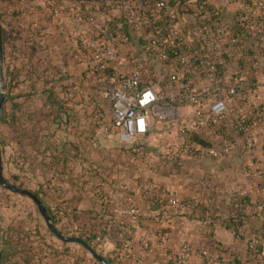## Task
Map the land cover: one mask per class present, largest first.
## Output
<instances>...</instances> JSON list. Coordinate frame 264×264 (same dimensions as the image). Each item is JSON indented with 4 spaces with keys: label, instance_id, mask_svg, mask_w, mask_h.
Segmentation results:
<instances>
[{
    "label": "trees",
    "instance_id": "16d2710c",
    "mask_svg": "<svg viewBox=\"0 0 264 264\" xmlns=\"http://www.w3.org/2000/svg\"><path fill=\"white\" fill-rule=\"evenodd\" d=\"M71 1H78L80 3L101 1L106 3L107 0ZM119 1L123 2L125 0ZM131 1L139 3L149 14L155 12L160 15H165V10L157 6L160 1H165L173 8H180L181 4L188 5L190 1L195 6L200 5V8L203 10L196 17L198 22L192 25L193 28L213 25L214 22L219 21H223L229 26V29L226 30V35H223V41H221L219 47L221 48L222 56H214L213 53H210V51H213V48L208 50L207 44L203 43V41L196 44V58L190 60L186 75L187 82L193 85L195 84L194 74L190 73V71L200 69L203 75L209 77L215 76L221 79L220 94L226 96L228 86L225 85L224 76L227 69L233 68L236 62L239 69L251 67L252 61L260 58L261 52L264 56V11L260 5V3H264V0H240L242 8H236L231 14L227 11L226 6L222 4L223 0ZM236 1L228 0L231 3ZM52 10L54 14V8ZM122 10L121 17L126 21L124 6ZM23 14L25 12H19L16 16V23L8 22L7 25L3 24L2 16L0 15L3 29V47L7 62V93L4 103V115L0 122L7 124L8 134H10L12 141L17 145V162L21 161V168L28 164L33 167L37 166L38 168L36 169H42L44 175L51 174L44 183L38 185V188L34 192L47 204L53 222L65 235L74 234L79 236L95 249L98 248L97 245L101 244L106 237L112 239L117 245H123L129 237L122 226L116 221L114 207L110 202L111 194L104 184H110V179H116L113 184L127 181L126 178H118V175H120L118 172L121 169H118L117 166H122V170L127 172L130 170V172L134 173L135 180L139 182H143L144 179H148L149 177L140 174L137 169L138 167L134 169L133 166L135 165L133 163L129 164L127 159L123 161L120 154L116 155L115 157L117 158L114 159L115 150H108L106 154H103V160H110L106 165H103V160L96 159L87 151V146L89 145L85 143L91 135L95 134L98 123H101L105 117L104 101L106 100L103 97V92L110 87L109 80L112 77L119 79L121 73L114 68L115 60L102 59L95 62L93 54L95 47H90L77 40L79 48L88 54L90 59H88L89 62L84 71L78 73V75H72L67 69L69 57L62 56L60 63L56 58L55 50L48 41L44 40V28L39 24L38 19L32 17L31 20L26 21V19L22 18ZM88 17L89 15L86 18ZM125 27L128 26L125 24L120 29L118 26H114L113 23L107 29L111 30L115 36H119L116 40L117 44L136 47L137 54L134 57H129V60L133 61L136 57L141 59L143 62V72L145 71L143 75H146L147 79H149L150 70L154 64L153 60H158L144 53L143 46L145 43L142 39H131L130 42L122 43L123 35L130 34L126 33ZM209 27L213 29V26ZM101 33L100 31L94 42L99 38ZM237 48L239 49L236 50ZM238 51L243 52V55L238 56L236 54ZM247 53L250 54L249 57L251 59L249 61H246L245 58ZM82 58L80 56L77 58L78 64L83 62ZM207 62L214 63V71L209 68ZM164 63L165 61H161V64ZM231 80L233 86L238 85L234 70ZM21 85H25V89L16 92L15 89ZM36 99L42 100V104L36 103L37 105H35ZM234 100L236 103L240 101L242 107L250 103L243 95L240 99L237 95ZM262 105L260 103L254 105L252 116L255 115L256 118L261 116L264 108ZM228 109H230V105ZM227 115L228 111L226 117L219 118L217 123L210 124V130L220 136V142L206 137V131L188 132V135H186L188 136L187 140L180 144L179 150L173 155L166 154L162 156L160 162H163L164 166H168L171 173L173 171H181L185 163L183 159L184 154L197 158L202 156L213 157L203 155L200 148L220 146L225 140L232 142L233 134L230 133L228 128ZM254 118L248 117L246 123L251 124ZM72 122H76V139L71 141L67 139L66 141L62 140L59 142L57 138L58 133L65 131ZM82 123H84V128L80 130L79 128ZM233 127L245 138L247 132L240 129L241 123L239 120L233 121ZM86 131L89 133L88 138L85 137ZM81 135H83V138H86L84 142L81 140ZM68 143L71 144L70 149L67 147ZM198 145L200 148L197 147ZM146 153V150L137 151L136 149H131L127 152L126 157L134 159V162H137L136 164L139 166L145 160ZM230 153L222 152L220 157L227 156ZM156 172L160 174L168 173L167 170L160 171L157 169ZM94 174L101 178H94ZM124 177H126V174ZM66 183L67 187L64 186ZM216 195L217 193L212 191L208 197L209 200L216 199ZM237 196L236 202L232 205L231 214L225 218H221L220 221L238 239L243 240L246 236H249L246 235L249 223L245 212L248 198L244 195ZM84 199H90L92 206L84 209L81 208L79 204ZM187 203L189 205L190 218L196 217L199 211L205 212L201 199L190 198L187 200ZM212 207H215V203L212 204ZM217 212L218 208L214 209L212 214H209V223L205 228V236L209 248L198 250L203 263L211 262V264H215L217 260L231 258L234 264H257L264 255L255 251V248L252 246L246 249V260H243L242 258L233 257L231 247L223 245L220 241L214 239L213 230L219 219L216 216ZM64 220H67L68 227L67 225L61 226L60 222ZM81 221L83 222L82 224L80 223ZM2 231L3 233L0 234L2 264H50V258L44 255V252L48 248H52V256L59 255V250L55 246L41 244L45 237L39 226L35 223L33 224V217L31 215L25 219H18L15 224H11L6 228H0V233ZM254 239L260 241V243H256V246L262 251L264 245H262L261 240L264 239V234H255L250 239V245L253 244ZM204 250L208 251V255L203 254ZM87 258L88 251L83 247L81 253L78 255L76 264H83ZM91 258L95 264H100L94 257ZM52 264L63 263L54 261Z\"/></svg>",
    "mask_w": 264,
    "mask_h": 264
},
{
    "label": "crops",
    "instance_id": "0c3cea01",
    "mask_svg": "<svg viewBox=\"0 0 264 264\" xmlns=\"http://www.w3.org/2000/svg\"><path fill=\"white\" fill-rule=\"evenodd\" d=\"M121 3L122 1L119 0H111L105 3L106 6H104V2L101 1L80 3L78 1L60 0L58 3L56 0H48V3L41 7L38 21L44 28V40L48 41L53 49L55 48L56 58L60 63L62 56L69 57L67 69L72 75H78V73L84 71L89 62L88 59H90V56L79 48L77 40L93 47L94 39L102 31L101 29L108 28L113 23L114 26H118L120 29L126 24L128 26L125 27L126 33H130L137 39L132 26L121 17L123 11ZM222 4L226 6L230 14L236 8H242L240 0L234 3L223 0ZM188 5L181 4L180 8L176 7V9L178 8L176 17L185 26L192 28V25L198 22L196 17L203 10L200 5L195 6L190 1ZM260 5L264 11V3H260ZM52 8H54V14ZM88 15L89 17L86 18ZM209 26H213L212 30L215 31L216 35H219L217 43L220 47L223 35H226V30L229 29V26L223 21L214 22L213 25ZM217 27L219 29H215ZM53 41H55V45L51 43ZM65 44H69V48L66 49ZM58 46L60 49H58ZM219 47L213 49L208 47V50L212 49L213 51H210V53L220 57L221 48ZM136 52L135 46L124 45L122 47V56L124 58L122 57L123 59H121L120 57L121 61L116 59L114 68L120 73L127 70L131 65L129 57H134L137 54ZM236 54L242 56L243 52L238 51ZM79 56L83 57V62L78 64L77 58ZM249 56V53L245 55L246 61L251 59ZM257 59L253 60L254 63L252 61L251 67L239 69L236 62L233 68L227 69L225 72L226 86L233 85L231 77L234 70L237 76L236 82L242 80L246 85V89L250 85H259L258 89L262 93L259 98L243 95L250 102L244 107L240 105V101L235 102L234 99H236L237 95L229 99L228 128L230 133L233 134V146L229 155L220 158L205 156L197 158L184 154L185 163L181 171H173L171 173L168 166H164L163 162H157L156 164L143 163L137 168L140 173L144 171L142 173L143 176L149 177L144 179L143 182L134 180L132 184H129L128 181L113 185L104 184L111 194L110 202L114 207L116 221L129 237L123 245H117L108 237L97 245V250L111 259L113 264H181V245L184 242L194 245L196 247L195 251L201 248H209L205 236V228L209 223V214H212L213 210L217 208L216 216L219 219L213 230L214 239L220 241L223 245L231 247L233 257L246 260V249L251 246L250 239L255 234H264V108L259 118H256L255 115L252 116L255 104L260 103L264 107V88L260 86L264 83V56L262 52L260 58ZM94 61L96 62L97 60ZM153 63L150 70V78L147 79V76L143 75L145 71L142 75L144 81L152 83L155 88H159L164 84V78L168 74L169 69L164 64ZM190 73L194 74V85L203 89L212 84V76L203 75L200 69H193ZM109 83L111 86L113 80L110 79ZM241 97L242 95H238L239 99ZM181 109L184 113L190 114L182 115L184 121H190L194 118V107L192 105H183L180 107ZM236 114L239 117L243 116L245 119L255 117L254 121L251 122L252 130L246 133L245 138L233 127V121L239 120ZM175 124L177 125V123ZM210 129V124L205 122L196 126L189 125L187 131L180 134V144L186 142L187 133L192 131H206V137L220 142V136ZM99 133L100 131H97L94 135H91L89 141L93 138L96 139ZM88 134V132H85V137L88 138ZM249 136L255 138V145L251 149L247 146ZM76 137V131L68 133L65 130L57 135L59 142L62 140L66 141L67 138L71 141ZM180 144L178 143L168 149L166 154L173 155L179 150ZM88 145L87 149L94 147L93 145L90 146L91 144ZM67 147L70 149L71 144L68 143ZM197 147L199 148V145ZM156 169L160 171L167 170L168 173L160 174L156 172ZM212 191L217 193L216 199L209 200L208 197ZM237 195H244L248 198L245 212L249 223L246 235L249 236H246L243 240L238 239L220 221L221 218L231 214L232 205L238 198ZM190 198L201 199L205 212L199 211L196 217L190 218V210L187 203ZM88 202L89 205L87 207L89 208L92 206V202L90 200ZM213 203H215V207H212ZM29 215L33 216L32 213L28 214L27 212L11 208L2 209L0 211V228L15 224L18 219L28 218ZM41 232L45 237L41 244L53 245L59 250L58 256H52L51 254L48 256L50 264L54 261L63 264H76L81 251L74 250L72 252V247H70L72 243L63 242L53 235L47 224L45 229L42 230L41 227ZM2 233L3 231L0 234ZM262 245H264V241ZM64 250L68 251V253H63L62 251ZM91 261L92 264H95L92 258ZM202 263L203 260L200 255L194 253L191 264Z\"/></svg>",
    "mask_w": 264,
    "mask_h": 264
},
{
    "label": "built area",
    "instance_id": "2783aa9c",
    "mask_svg": "<svg viewBox=\"0 0 264 264\" xmlns=\"http://www.w3.org/2000/svg\"><path fill=\"white\" fill-rule=\"evenodd\" d=\"M121 5L125 9V20L132 26L136 38L142 39L145 43L144 53L158 60H153V62L165 61L164 65L169 69L164 78V84L159 88L144 81L143 62L137 57L131 61L130 67L121 73L119 79L111 78L113 84L103 92V97L111 105L113 126L121 130L127 137L133 139L148 135L158 124H163L170 118H177L180 107L183 105L188 104L194 107L192 120L184 121L182 116L176 119L181 131L186 132L189 125L196 126L203 122L214 124L219 118L226 117L229 98L231 99L232 96L251 95L259 98L262 95L258 89L259 85H250L249 89H246L242 80L238 81V85L228 86L226 96L220 94L221 79L215 76L211 78L212 84L203 89L187 82L188 64L190 60L196 58V44L203 41L208 47H219L217 43L219 35H216L208 25L194 28L185 26L176 17L178 10L165 1H160L157 4L159 8L165 10V15L155 12L149 14L139 3L131 0H125ZM101 30V35L93 44L95 60H116L120 57L123 59V44L116 42L119 36H115L107 28ZM122 39V43H124L135 38L131 34H125ZM119 61L121 60L119 59ZM207 64L211 70L215 69L214 63L207 62ZM260 86L264 88V83ZM236 116L241 123L240 129L249 133L252 130L251 124L246 123L243 116L239 117L238 114ZM254 145L255 138L249 136L247 139L248 148L251 149ZM232 146L231 141L225 140L220 146L208 148L199 146V148L203 155L220 157L222 152L230 153ZM261 241L263 242L264 239ZM258 242L260 243L258 239H254L251 246L255 248V251L264 255V249L261 251L256 246ZM52 252V248H48L44 255L49 256ZM193 254L191 245L184 242L181 245V264H191ZM203 254L208 255V251L204 250ZM83 264H92L91 257H88ZM202 264H211V262ZM215 264L234 263L229 258L217 260ZM257 264H264V257Z\"/></svg>",
    "mask_w": 264,
    "mask_h": 264
},
{
    "label": "rangeland",
    "instance_id": "374dc122",
    "mask_svg": "<svg viewBox=\"0 0 264 264\" xmlns=\"http://www.w3.org/2000/svg\"><path fill=\"white\" fill-rule=\"evenodd\" d=\"M57 2L59 3V1ZM47 3H48V0H12V1L11 0H0V15L2 16L3 24L7 25L8 22L16 23L15 22L17 21L16 16L21 11L25 12V14L22 15V18L26 19V21H29V19L31 20L32 17H36V19H38L39 14L41 13L40 12L41 7H44ZM104 6H106L105 3H104ZM51 43L55 45V41ZM64 46L66 49L69 48V44H65ZM58 49H60L59 46H58ZM6 63L7 62H6V57H5V71H6ZM24 89H25V85H21L18 88H16L15 91L20 92L21 90H24ZM6 93H7V88H6ZM36 103L40 105L42 104V100L36 99L35 105H37ZM104 103H105L104 104V108H105L104 116L105 117L101 121V123L100 122L98 123V128H97V131H100V133L98 134L96 139L93 138L91 141L88 140L85 142L86 144H91L90 146L92 145L94 146L92 149L90 148L87 151L90 152L91 155L95 157L96 159L103 160L104 158L103 154H106V151L115 150V155H113L114 159L117 158L115 157L116 155L120 154L123 158L122 159L123 161L127 159L129 164L133 163V165H135L133 166L134 169H136V167L139 168L141 164L143 163L148 162V163L156 164L157 162H160L162 159V156H165L166 153H168L167 152L168 149H170L171 147H174L178 143L180 144V137H181L180 134L182 133V131H181V127L178 125V120L176 119L181 118L182 115H190V114L184 113L181 109L179 110V116L177 118L167 119L163 124H158V126L154 128V130H152L148 135L144 137H138V138L132 139V138L127 137L121 130L116 129L113 126V116H112V111H111V105L107 100L104 101ZM175 123H177V125ZM83 128H84V123L81 124V127L79 129L83 130ZM76 129H77L76 122H72L70 126L66 128V132L72 133V132H75ZM82 136L83 135H81V140L84 142L85 138H83ZM75 139H72V140H75ZM1 142H2L1 147H2V155H3V163H4V174L12 183L20 187L35 191L38 188V185L40 183H44L47 177L48 176L50 177L51 174L44 175V172L42 169L40 168L36 169L38 168L37 166L33 167V166L26 164L25 167L21 168V164H20L21 161L17 162V159H18V152H16L17 145L15 142L12 141L10 134H8L7 124L0 122V144ZM131 149H136L137 151H141V150L147 151L145 160L142 161L139 166H137L138 165L136 164L137 162H134V159H130L126 157L127 152L130 151ZM108 162H110V160L108 159H106V161L105 160L102 161L103 165H106ZM130 166L132 167V165ZM117 167L118 169L119 168L121 169V171L118 172V174H120L118 175V178L119 179L126 178L129 184H132L135 180L134 173L130 172V170H128V172L125 170H122L123 168L122 166L120 167L117 166ZM125 174H126V177H124ZM128 175H131V176H128ZM93 177L98 178V179L101 178L100 176L96 174H94ZM115 180L116 179H110L109 183L113 184L115 183ZM64 186L67 187V183ZM89 200L90 199H86V200L84 199L79 204L80 207L83 209L86 208L87 205H89V202H88ZM5 208H11L13 210L27 212L28 214L32 213L33 216L31 215V217H33V224L34 223L37 224L40 230H41V227H42V230L45 229L46 224H44L45 223L44 219L40 215L34 201L31 198L21 195L19 193L13 192L3 187L0 184V211H2V209H5ZM60 223H61V226H64V225H67V227L69 226L67 224V220H64L63 222H60ZM80 223L82 224L83 222L81 221ZM67 235H70V234H67ZM71 235H74V234H71ZM70 247H72L71 248L72 252H74V250L82 251L83 249V246L77 243H72ZM191 247L193 248L194 253L198 254V251H195L196 247H194V245H191ZM88 257H93L89 251H88Z\"/></svg>",
    "mask_w": 264,
    "mask_h": 264
},
{
    "label": "water",
    "instance_id": "95a60500",
    "mask_svg": "<svg viewBox=\"0 0 264 264\" xmlns=\"http://www.w3.org/2000/svg\"><path fill=\"white\" fill-rule=\"evenodd\" d=\"M6 88H7V75L5 71V54L3 47V29L0 22V119L4 113V103L6 98ZM0 184L16 193L27 196L31 198L40 215L44 218L48 229L50 232L55 235L57 238L62 240L63 242L70 243H78L81 244L87 251H89L94 259H96L100 264H113L111 259L106 257L104 254L100 253L97 249H95L92 245H90L85 239L76 236V235H65L53 222V218L51 212L47 206V204L32 190L20 187L14 183H12L4 174V163H3V155H2V147L0 144ZM0 264H2V249L0 245Z\"/></svg>",
    "mask_w": 264,
    "mask_h": 264
}]
</instances>
